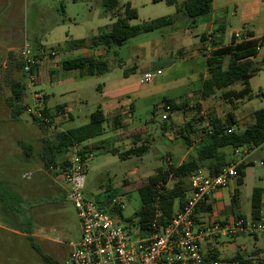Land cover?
<instances>
[{"label": "rangeland", "instance_id": "rangeland-1", "mask_svg": "<svg viewBox=\"0 0 264 264\" xmlns=\"http://www.w3.org/2000/svg\"><path fill=\"white\" fill-rule=\"evenodd\" d=\"M177 1L182 3L185 0ZM118 2L116 12L110 14L104 12L100 0H0V78L3 82L0 89L3 98L0 102V162L11 165L0 172L4 179H14L19 185L15 190L7 187V182L0 183V264H70L69 244L78 241L81 236V225L73 205L66 198L63 181L45 168L42 158V155H47L44 152V140L61 129L56 126L54 129L42 130L29 115L14 120L8 105L11 96L9 79H24L23 71H18L16 66L22 61L20 55L25 45L32 51L39 46L50 51L63 45L66 39L79 40L95 36L123 17L128 3L138 15L130 21L132 26L167 16L175 19L172 26L140 34L122 47H113L106 58L111 71L102 78H81L79 71L68 72L60 65L50 70L42 67L38 74L36 89L48 97L49 106L55 109L58 105L67 104L71 108L73 120L61 125L63 131L76 129L89 122L100 99L99 86L111 82L115 85L127 83L131 87V93L120 100L103 101L107 117L105 132L95 140H103L102 146L113 143L120 152H124L133 146L129 136L134 132L137 134L140 129V144L147 143L149 151L142 157L129 158L98 150L88 155L85 160V196L92 201L99 194L110 191H128L131 196L159 168L168 169L170 163L180 164L190 159L193 150L185 149L182 140L176 138L177 133L184 132L188 123L191 122L196 130H201L207 127L211 117L225 118L235 111L240 119L246 115L253 116L255 111L264 108L263 68L257 71L249 84L253 99L236 101V110L233 104L223 98L221 91L211 99L200 102L198 92L202 88L201 77L206 72V58L200 50L196 57H189L192 49L200 44V37L205 33V21L211 15L198 18L194 24L178 13L180 4L169 6L165 1L153 3V0ZM214 13L218 19H222L217 27L222 25L225 28L224 45L230 43L234 31L241 33L250 29L255 36L264 37V0H215ZM8 49L14 51L8 53ZM185 50L190 52L186 53ZM181 51L186 54L182 55ZM209 51L207 49V53ZM83 54L84 50L63 52L58 57L50 56V59L57 57V62H64ZM45 58H37L40 61L38 71ZM172 58L177 60V64L168 68ZM4 61L6 68H2ZM10 61L13 68L8 67ZM137 63L145 65V71L153 75L158 69L162 72L155 74L149 84L140 72L125 79L124 70ZM240 86L243 87L242 83L234 86L233 90H238ZM27 97L29 100L28 92ZM164 98L178 101L188 98V107L171 114L162 105ZM130 104L136 108L133 115L135 108L131 109ZM118 115L122 117L123 127L116 132L113 120ZM163 116L168 117L167 120ZM249 122L239 124L238 129L243 131ZM164 123L173 124V130L163 134L161 127ZM192 138L197 142L196 135ZM25 145H31L34 158L20 161L17 156L25 158ZM228 153L232 154V151ZM64 160V155L59 156L58 165ZM261 161L264 162V149L253 152L246 160L252 166L248 168L249 177L243 193L245 198L251 197L254 189H264V165L260 164ZM25 171L33 172L31 180L21 178ZM187 184L190 185V179ZM170 186L173 187L174 182ZM139 207L138 194L134 193L126 203L123 217L133 218ZM120 225L125 227L127 224L120 222ZM129 230L133 233L136 228L130 226ZM30 240L49 260H44L32 248ZM215 249L221 261L226 262L241 255L258 264L264 260V234L257 238L239 236L232 240L223 239L215 245Z\"/></svg>", "mask_w": 264, "mask_h": 264}, {"label": "trees", "instance_id": "trees-1", "mask_svg": "<svg viewBox=\"0 0 264 264\" xmlns=\"http://www.w3.org/2000/svg\"><path fill=\"white\" fill-rule=\"evenodd\" d=\"M76 1V0H73ZM101 6L105 13L114 14L119 6L118 0H100ZM165 1L169 6H177L176 0H153V3ZM213 10V0H187L178 7V13H182L184 17L195 22L198 18L208 16ZM63 12L65 13L64 9ZM137 11L132 8L131 4H127L124 9L123 17H120L109 28L100 30L95 36L79 40H68L59 48L61 51L73 52L78 50H96L99 48L122 47L130 39L143 33H150L156 30L172 26L175 19L172 16L161 17L151 20L141 25L132 26L130 21L137 18ZM246 39L238 41L233 35L231 43L227 46H221L212 35L201 37L200 52L206 58L207 78L202 80V88L198 94L201 100H208L216 95L217 92H223V98L233 104V109L236 110V101L241 99H253V94L249 87V80L257 73L253 59L259 54V48L262 47V39H256L251 31H244ZM208 46V47H207ZM207 49H210L207 53ZM54 52L53 48L51 49ZM12 55V54H11ZM37 58H41L36 56ZM228 60V61H227ZM66 71H79L81 77L87 76H103L111 71V66L108 61L96 57L93 54L80 56L75 59L66 60L62 64ZM8 67L13 68L10 61ZM17 70L22 72L24 68L23 62L17 63ZM38 65L34 71L38 72ZM137 67L133 66L125 70V75L136 73ZM10 72V71H9ZM11 96L8 98V105L11 109L12 118L20 120L26 109L27 91L25 78L15 79L10 78ZM242 83L241 90L231 89L234 85ZM194 94V93H193ZM264 95V92H262ZM46 99V97H45ZM188 98L180 101L171 98H164L162 101L164 109L174 113L182 111L188 107ZM45 106V114L50 115L51 111ZM65 109L63 106L57 107L56 110ZM132 109V106H131ZM168 118V117H167ZM166 118V120H167ZM121 115L116 116L114 121L115 129L122 128ZM170 119V118H169ZM254 123L245 127L243 131L235 129L238 127V122L233 113H229L225 118H210L206 128L196 130L190 122L184 132L177 133V139L182 140V145L185 149L193 150V156L190 159L183 161L180 164L175 162L170 163L168 169L159 168L157 172L150 176L144 183L134 190L138 194L140 207L133 218H125L122 213L115 216L118 224L125 222L129 230L130 226L136 228L135 238L145 239L153 233V224H156L158 229L167 227L173 220L175 214L182 208L186 202L189 193L190 185L187 180L190 179L196 172L207 169L208 175H217L225 167L232 165L228 160L229 153H235L240 149L256 150L264 146V108L254 112ZM42 130H49L35 120ZM107 117L103 109L98 108L90 116L89 123L66 131H56L53 136L44 140V152L47 155H42L45 162V168L50 171L51 167L60 168L64 161L58 165V157L66 156L69 147L74 143H87L90 140L101 137L105 132V123ZM173 124L162 125L163 134L168 130H173ZM138 133L141 131L137 130ZM231 131V132H230ZM134 132L129 136L133 146L124 152H120L117 148L110 151H103V148L91 149L86 148L83 153L84 159L95 151H103L119 155L122 158L131 156L142 157L149 151L147 143L140 144L141 136ZM196 135L198 142L192 138ZM140 145H139V144ZM47 158V159H46ZM252 164L236 165L238 171V186L243 184L245 170ZM174 182L171 187L170 183ZM127 184V181L125 182ZM105 193V192H104ZM133 193V194H134ZM103 194V193H102ZM99 194L96 201L104 206H107L111 197L116 194L114 191L106 192L104 195ZM132 194V195H133ZM129 198L130 193L128 194ZM264 190L255 189L252 196V220H258L264 209ZM240 191L236 190L232 197V214L238 218L248 221L240 211ZM211 212V208H203L200 213ZM257 237V236H256ZM30 239V238H29ZM32 248L39 253L44 260L49 258L43 255L41 249L30 240ZM216 257L219 253L216 252ZM222 264H254V262L241 255H236L228 261H222ZM258 264H264V260Z\"/></svg>", "mask_w": 264, "mask_h": 264}, {"label": "built area", "instance_id": "built-area-1", "mask_svg": "<svg viewBox=\"0 0 264 264\" xmlns=\"http://www.w3.org/2000/svg\"><path fill=\"white\" fill-rule=\"evenodd\" d=\"M234 36L238 41L247 38L245 32L235 33ZM42 54L55 56L53 50ZM20 56L24 64L26 91L30 97L22 116L29 115L33 120L54 129L60 120L68 116V112L61 109L50 115L45 114V97L36 89L38 72L34 71L40 61L28 45L22 48ZM154 75H143L145 82L151 83ZM87 147L86 143L72 144L63 166L50 168L57 179H62L66 198L73 205L81 225L80 239L69 244L70 264H222L215 255V245L220 241L264 234V213L258 220L249 221L233 214L223 218L215 214L216 194L238 179L236 165H230L217 175H205L201 170L193 174L189 196L171 223L162 229L153 224L151 236L136 239V231L130 232L115 219L126 208L128 191L114 195L104 207L96 200L86 198L87 179L83 153ZM32 177L33 172L23 175L26 180ZM203 208H211V212L200 213Z\"/></svg>", "mask_w": 264, "mask_h": 264}, {"label": "crops", "instance_id": "crops-1", "mask_svg": "<svg viewBox=\"0 0 264 264\" xmlns=\"http://www.w3.org/2000/svg\"><path fill=\"white\" fill-rule=\"evenodd\" d=\"M177 1V0H176ZM187 1V0H185ZM185 1H183L182 3H177L182 5ZM215 11V0H213V10L212 12L209 14L211 15L210 18H208L206 21H205V33L203 35L205 36H208V35H212L214 37L215 40H217V42H219L221 44V46H227L231 43V40H230V43L227 44V45H224L223 44V35L225 33V28L220 25L219 27L218 24H221L222 22V19H218V17L216 16V14L214 13ZM208 15V16H209ZM197 21L193 22L194 24H196ZM251 31L250 29H245L244 31ZM243 31V32H244ZM254 36H255V33L253 31H251ZM235 33H238V32H232L231 33V39H232V36L235 34ZM219 34V35H218ZM202 35V36H203ZM201 36V37H202ZM201 37H200V40H201ZM67 38H69V35H67ZM256 39H262V47L259 51V54L256 58L253 59V62L255 63V67L257 70H259L260 68H263L264 69V37H258V36H255ZM68 40H71V39H68ZM67 39L64 41L63 45L65 44L66 41H68ZM73 40V39H72ZM63 45H60L58 48L54 49L56 50L55 51V56H59L60 53H63L65 51H61L59 48H61ZM200 45H201V41H200V44L199 45H196L194 47V49H192V52H190L191 56L189 57L190 59L194 58L197 56V53L198 51L200 50ZM202 46V45H201ZM113 48H109V49H105V48H99V49H96V50H87V49H84V54L82 56H87V55H91L93 54L94 56L96 57H99V58H102L104 60H107L106 58L109 56L110 54V51H112ZM14 50L13 49H8V53L10 52H13ZM32 51V50H31ZM46 51L43 47L39 46V48L37 50H34L32 51V53L35 55V56H39V57H46L43 61V63L40 65V68H39V71H38V74H40V72L42 71V67L44 68H47L50 70V69H53L55 65H60L62 68V64L63 62H57V57L54 58V59H50V56L45 54L43 55L42 53ZM182 52V55L186 54V53H189L188 51L185 50L184 51H181ZM59 54V55H58ZM80 57V56H79ZM177 60L175 58H172L171 59V62H170V66L168 68H172L174 67L177 62ZM228 61V60H227ZM121 69H123V66L122 65H119ZM137 67V70L136 72H140L143 75L149 73V72H146V66L143 65V64H136L134 65ZM2 68H6V61L3 62V66ZM130 68V67H129ZM128 68H126L125 70H127ZM64 70V69H63ZM125 70H124V78L127 79L130 77V75H135L136 73L134 74H128L127 76L125 75ZM66 71V70H65ZM75 71V70H74ZM161 71V69H158L157 72ZM68 72H71V71H68ZM104 76V75H103ZM103 76H94V77H100L102 78ZM255 76V75H254ZM253 76V77H254ZM1 77V76H0ZM81 77V76H80ZM251 77L250 80H249V84L251 82V79L253 78ZM81 78H84V77H81ZM207 78V70L206 72L202 75L201 77V85H202V80L203 79H206ZM124 84V85H123ZM3 86V82H2V79L0 78V89L1 87ZM38 86V84H37ZM36 86V87H37ZM234 86H238V84L234 85ZM233 86V87H234ZM233 87L231 89H233ZM243 87L240 86L238 88V90H241ZM98 90H99V95H100V99L96 102V108H101L103 109V101L106 100V99H110V100H120L122 97L124 96H127V94H130L131 93V87L129 85H127V83H121L120 85H115L113 83H107L105 85H103V87H98ZM200 90V89H199ZM237 90V91H238ZM190 96V95H189ZM44 97H46L45 101H44V105H46L47 108H49V110L51 112H55V110L57 109V107L59 106H63L65 107L66 111L68 112V116L62 120H60L56 126H58L57 128L61 129V125L67 121H72L73 120V115H72V112H71V108L67 105V104H61V105H58L55 109L51 108L49 106V101H48V97L44 95ZM212 98V97H211ZM209 98V99H211ZM208 99V100H209ZM182 100V99H181ZM3 101V98L1 96V93H0V102ZM204 100H201L200 102L203 103ZM207 101V100H205ZM238 103V101H237ZM1 105V103H0ZM132 105V108H135L134 104H130ZM163 105V104H162ZM96 109V110H97ZM104 110V109H103ZM105 112V110H104ZM136 112V108L134 109V111L132 112V115L135 114ZM235 112V111H234ZM233 112L237 122H238V125L239 124H242L244 125L245 124V121H250L248 125H251L254 123V114L253 116L251 115H246V116H242L240 119L237 118L236 114ZM1 113V111H0ZM92 114V113H91ZM3 115V113H2ZM91 116V115H90ZM131 118L129 119H126V120H130ZM90 120V119H89ZM64 123V124H65ZM89 123V122H88ZM87 123V124H88ZM63 124V125H64ZM86 125V124H85ZM247 125V126H248ZM84 126V125H83ZM123 127V125H122ZM235 129H238L235 128ZM240 130V129H238ZM63 131V130H62ZM116 132H119L120 130H115ZM241 131V130H240ZM104 135V134H103ZM119 133L117 134V137H119ZM99 138V137H98ZM97 139V138H96ZM102 142L103 140H100V141H96L95 139L93 140H90L88 141L86 144L89 148L91 149H95V148H103L102 150L105 151H110V150H113V149H116V147H114V144L113 143H108L106 145H103L102 146ZM198 142V141H197ZM24 151H23V154H24V157L25 158H20V156L18 155V159L20 161H23V159H33L34 157H32V147L31 145H25L24 146ZM261 149H264V146L256 149V150H248V149H240L238 151H236L235 153H232L229 155L228 157V160L232 162V165H238V164H245V165H249L251 164L250 162H246V160L248 159V157L250 158L252 155H253V152L257 151V150H261ZM191 150V149H189ZM102 151V152H103ZM96 152V151H95ZM92 153L91 155L95 154ZM19 161V163H21ZM263 163L264 165V162H260V164ZM8 166H11L10 164H6V163H3V162H0V170L3 169V168H8ZM248 168H246L245 170V177L243 179V184L241 186H238V181L237 179L236 180H233L226 188L222 189L218 194H216L215 196V202H214V206H215V214L217 216H219L220 218H223L225 216H227L228 214H232V211H231V207H232V197H233V194L236 190H239L240 191V211L241 213L244 215V217L249 221V220H252V196H253V192H252V195L251 197H247L245 198L244 197V191H245V187L247 185V179L249 177V173H248ZM203 174L205 175H208V170L207 169H202L201 170ZM27 173L26 171L22 173V179L23 178V175ZM25 180V179H24ZM4 182H7L9 188L13 187L15 188V190L19 187V185L17 184V181H15L14 179H10V178H7V179H4L2 173L0 172V183L1 184H4ZM20 189V188H19ZM11 190V189H10ZM22 190V189H20ZM264 190V189H263ZM29 192H27L26 194H28ZM263 200H264V197H263ZM264 213V209L262 211V214ZM257 238V237H255Z\"/></svg>", "mask_w": 264, "mask_h": 264}]
</instances>
